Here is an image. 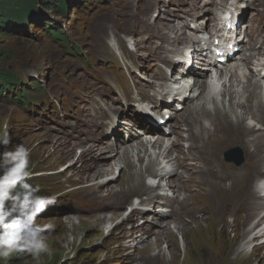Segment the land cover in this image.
Here are the masks:
<instances>
[{
	"label": "rangeland",
	"instance_id": "rangeland-1",
	"mask_svg": "<svg viewBox=\"0 0 264 264\" xmlns=\"http://www.w3.org/2000/svg\"><path fill=\"white\" fill-rule=\"evenodd\" d=\"M36 1L39 2L40 0ZM108 1L109 0H83L81 2L82 7H76L73 3H70L66 12L67 16L65 18L58 17L60 22L58 23V27H62L64 31H67V34L73 40L81 45H85V42H90V37L99 35L102 28L106 25H114L121 29L123 33L128 35L132 34L134 40H137L138 43H142L145 36L144 34H147V32L144 33V30L152 33L158 31V28L154 25L155 23L166 22L170 26L171 19H166L167 17L164 18L159 12H155L159 10L154 9L153 13H150L151 10H149V12H144L143 9L148 4H143L141 1L125 0L127 2L124 8H117L114 6L113 9L109 7ZM180 2L185 3V6L190 3L187 6V8H189L190 6L200 5L201 0H174L173 5L178 6ZM92 6L93 8H91ZM37 8L42 9L40 5H38ZM202 11H206L205 7L202 8ZM248 12L249 17L246 23H249L250 19L258 17L257 11L254 8L250 7ZM56 13L57 12H54L53 14L47 8L41 10L43 19H45V17L56 19ZM131 14L135 16L131 18ZM203 15L208 16L210 14L203 13ZM261 19H264V11L261 14ZM152 23L154 26L151 25ZM35 26L37 28H35ZM35 26H30L26 36H22L21 34L10 36L0 34V67L7 68L9 71L17 73L25 82H29L32 79L42 82V79V85L49 89L51 85L55 83L61 70L68 67V63L72 61V58L69 60L65 55L64 50L66 49L60 48L57 43L48 41L46 37L42 35V28L39 24H35ZM254 27H256L255 24H252L250 28V33L253 38L252 41H254L256 35V28ZM108 30L113 31L112 29ZM167 31L165 34L170 35ZM159 34L161 33L159 32ZM138 35L140 37H138ZM251 68L250 71L254 73L256 79L257 70L254 66ZM227 82L224 76L220 78L217 91L212 95L216 100V104L211 105L212 109L213 106L216 105L221 110L226 109L227 111H224L229 112V104L227 105V103H229L228 96H224L222 87L223 85L230 87V83ZM250 84L251 88L242 93L240 99H238L239 103L242 102V104H244L245 98L252 90H256L257 93L259 92V88L252 86L255 85V83ZM243 85L247 86L248 84H233L235 89L238 90L239 88V93L240 91L242 92ZM196 101L197 100H195V102ZM201 101L203 100L201 99L197 103ZM187 105L188 104L177 113L171 122L174 133L165 138L164 147L170 146L173 143L175 146L172 147L170 151L173 164H166L165 160L163 161V158L158 155V148L151 147V143H148L147 153L144 155L143 161L139 163L137 161L135 149L130 151V147H134L136 141L133 137L127 140L130 142L127 147L130 159L135 164L136 171L138 170L139 176L144 180L146 186H151V179H155L152 177H144V169L147 167L149 157L158 162L159 167H157V169H161V167H165L164 169L174 167L172 169V175L171 171H168L167 174L159 175L161 179L160 183L164 184V187H166L164 190L169 193H171L170 191H174L181 184H183L182 188L186 187L192 180L200 179L202 181H208L203 162L208 166V157L210 156L209 152L211 147L219 148V146L220 149L218 150L221 152V156L223 151L227 149L242 148V153L246 158L245 161L238 168L229 170L230 172L238 171L239 173L243 171L245 173L244 179L240 178L236 181L235 185L237 187H241L249 180H254L256 177V162L260 156L256 154L255 157L252 155L249 157V153L254 147L253 144L247 147L241 143V131L229 133L217 123L218 126L216 125L214 130L211 129L208 134H204V139L199 142L202 143L205 148L201 150H194L192 148L196 141L191 139V133H189V130H184L183 125V120L187 117L185 116L187 114V108L192 104L189 106ZM16 108L20 111L19 107ZM16 108L0 100V133L4 131L6 125L12 141L9 145L10 148H14L17 144L25 146L26 144L32 145L39 143L45 146L46 149L48 148L47 151L51 152L52 147L50 141H58L64 142L65 150L72 148V153L68 159H60V155L47 157L46 159L49 160L52 168L36 167L38 156L31 155L30 157V171L32 172V177L29 183L39 187L40 195L56 197L55 206L50 205L36 220L37 224L41 226L52 225V228H45L44 231L46 243L50 248V254H41L40 258L37 259L27 252L17 253L7 260H0V264H241L240 261H234L233 259V255H235L237 251L243 250L245 253H248L254 246L260 245H263L264 249V236H261L263 233L262 231H264V221L261 223L259 222L257 225L258 227L249 234L240 237L243 233V229L252 230V226L256 223L258 218L264 214V208L260 210L257 218L252 217L246 221L247 224L245 223V214L250 212L247 211V204L250 202L251 197L246 196L247 193H244L240 202L236 205H232V202L238 196L239 192H235L234 190V192L229 195H226L227 193L224 192V186H229L230 184V175L228 177L225 176V170L228 166L221 162L220 157L213 166L210 164V172L208 174L211 178L210 182L215 183V188L210 187L207 182H200V188L196 192L193 190L195 187L194 184L189 185L190 192H184V209L180 215V217H182L177 220L178 225L186 230V237H182L181 233L176 232V229H174L173 219H169L168 217L164 220L158 219L153 216L151 210V213L150 211L148 213H141L145 205H142V207L138 205V203L141 199L145 201L148 200L151 196L150 190L142 195L141 198L130 196L128 200H121L118 204L116 202H114V204L107 203V201H112L114 200L112 198L118 196H109V200H107L108 198L105 196V190L119 192V190L126 189L128 185L126 181L127 174L123 172L122 168L123 164L120 159H117L121 146L126 141H117L114 144V149L108 152L109 156L95 160L94 164L98 165L103 163L104 166L107 167L110 165L112 171L110 174L104 176L95 175L90 181L82 183L77 181L73 173L74 171H72L69 166L71 163L79 166L81 164L80 157L82 158L83 155L81 153L86 151V149L80 150L66 139V137L42 130L39 125L33 124L29 117L22 115ZM211 108L210 112L212 113L213 111ZM196 114L201 118L199 113L196 112ZM10 116H13L12 120L8 119ZM229 117L234 120L232 114H229ZM132 119V121H126L124 127L131 126L132 129L136 131L139 127L143 126L138 116ZM248 120L249 119H246L245 122H249L248 124L250 125L254 123L253 120L252 122H250L251 119ZM77 121L80 122L81 120ZM202 121H204V118H202ZM126 130L127 129L124 128V133L120 135V137L122 136L126 139ZM177 133H179V136H177ZM34 134H38L39 138L35 139V136L33 137ZM138 135L144 137L147 134L141 132L138 133ZM154 135L155 138L158 133ZM208 135H210V137L207 139ZM145 137H147V139H150V137L151 139L153 138V136L149 134ZM179 137L182 138V141L176 143V138L179 139ZM224 141L228 143L222 146L221 142ZM57 145L58 144H56V146ZM200 146L201 144L197 145L196 148ZM90 148H93V152L96 151V146ZM2 150L3 149L0 148V151ZM228 150L226 152H228ZM199 152L201 153L198 164H201L196 167V161L193 165L192 160ZM102 154L103 152L99 155ZM140 154L143 155V153ZM261 155L264 156V153H261ZM220 163L227 166V168H221V171H219L218 166ZM169 165H172V167H169ZM94 168L95 167H91L88 172H92ZM220 174L224 175L219 176ZM195 175L196 177L194 178ZM123 179L124 181H122ZM222 182L224 184H221ZM152 183H156V179ZM90 185L92 188H86ZM97 188L103 191H97ZM207 191H209L210 194H208ZM211 192L214 193L211 194ZM100 196L104 197L99 199ZM121 197L122 196L119 198ZM74 199L93 202L95 210L90 212L68 211L67 209L70 206L76 208ZM56 207H62L63 211L54 214ZM136 208L138 211L135 210ZM207 209L211 210L210 213L204 214V210ZM109 211H120L121 214L117 218L108 219L103 214ZM104 217L110 221L108 223H101ZM74 218L78 219L79 223H76ZM169 221H172L169 225L175 230L174 241L176 242L177 248L176 251H174L176 254L174 255L172 252V246L166 241V238L162 239L158 248L153 247V250L147 253V240H143L144 237H141L140 232L135 230V226L147 222L151 229L157 230L158 228L161 230L164 227L163 224ZM242 222H244L243 229L240 227ZM235 223H238L237 227L240 230V236L233 235L235 233ZM134 230L135 234L131 238L128 234ZM123 233H125V236L122 235ZM69 235L78 238L79 243L72 242L69 247H64V245L68 243ZM252 237H254V240H251ZM153 238L154 235L151 234V239ZM233 242H236L234 247L231 246ZM230 250L232 251L230 252ZM158 253L159 259L146 257L147 254L157 255ZM227 253H230V255L227 259H224ZM173 258L175 259V263H172ZM263 262V257H261L260 264H264ZM251 264H255V261H252Z\"/></svg>",
	"mask_w": 264,
	"mask_h": 264
},
{
	"label": "bare ground",
	"instance_id": "bare-ground-1",
	"mask_svg": "<svg viewBox=\"0 0 264 264\" xmlns=\"http://www.w3.org/2000/svg\"><path fill=\"white\" fill-rule=\"evenodd\" d=\"M143 10H144V12H149V10H152V4L146 5ZM166 19H170V18L167 17ZM151 25H153V23ZM154 25H155V27L158 28V31L161 33L160 35L163 37H167L168 40L179 42L184 38V36L181 33H179L178 30H176L172 27L171 23H170V26L166 22H157ZM166 31L170 35L165 34ZM191 41H193V40L191 39ZM164 60L167 61L168 59L165 57ZM257 65H259V63H257ZM204 71H206V70H204ZM202 73H204V72H201V75H202ZM248 74H250V73H248ZM230 76H231V80L229 79V81L227 82V83H230L229 84L230 87L225 86V85H223V86L221 85L223 87L224 96H228V102L229 103H227V105L229 104V112H226L227 111L226 109L221 110L216 105L213 106V109L211 108L212 107L211 105L216 104L215 103V101H216L215 97L212 95L217 91L218 82L210 85V83H212V81L209 82L207 80V76L203 77V80H202V78L192 79V82H191L189 87H190V89L194 88L195 90L188 92V94H189L188 96L190 98H189L187 106H189L190 104H192V105L187 108V111H186L187 114L185 115V116H188L187 122L189 124H191L192 126H195V131H191V135H190L191 139L193 141H196V143L193 145L192 148L194 150H201L202 148H205V146L203 147L202 143H199V142H201L202 139H204L203 133L208 132V129L206 128V126L204 125V122L202 121V118L207 119L210 122V124L213 125V127H215L217 125V123H219L226 132L236 133L238 131H241L242 132V135H241V137H242L241 141L242 142L241 143L247 147H248V145L253 144V147H254L252 149V151L249 153V157H250V155L255 157L256 154H258L260 156L256 162L257 165H256V169H255V174H256V176H261V175H264V156L261 155V153H264V87H259V85L256 82H253V83H255V85H252V86L259 88V92L257 93L256 90L253 91L251 89L252 92L245 98V102H244V104H242V102L239 103L238 99H240V96L242 95V93L246 92L247 90H249V88H251L249 78H247V80L242 83V84L247 83L248 85L242 86V92L240 91V93H241L240 94L238 92L239 88L237 90L233 86V84H235L233 82V80L237 81V79H236L237 75L230 74L229 77ZM164 88H168V85L165 84ZM195 91H198V93L195 94ZM201 99L203 101L197 103ZM195 100H197V101L195 102ZM253 102H254V104H253ZM200 104H202V105H200ZM210 108L213 111L212 113L210 112ZM224 110H226V111H224ZM196 112L201 115V118L196 114ZM228 113L233 115L234 120H232L229 117ZM102 115H103V112L97 111L93 115H90L88 120L91 123H93L94 120L99 119ZM8 119L12 120L13 116L8 117ZM246 119H249V120L251 119L250 122H252V120H253L254 123L250 125V124H248L249 122L248 123L245 122ZM128 130L130 131L129 137H127L126 139L123 138L122 136L120 138H118V135H117L115 137V140L113 141V144H112V145H114L117 141H119V142L126 141L121 146V149L118 153L117 159H120V161L123 164L122 168H123V172H126V174H127V180L126 181H127L128 185H127L126 189L119 190L120 194H119V192H116V191L110 192L109 190H105L106 191L105 196L108 198L107 200H109V196H111V197H114V195L118 196V197L112 198V199H114L112 201H107V203L114 204V202H116L118 204L121 200H128L130 196L141 198L142 195H144L147 191L150 190L151 196L148 198V200L145 201V200L141 199L138 203V205H141V206L145 205L144 209L141 210V213H144V212L148 213L149 212L148 209H151L153 212L152 213L153 216L157 217L158 219L164 220L167 217V213L161 214L159 211H157L158 209H160L156 206V204H158V202L156 203L153 200V196L158 191H162L164 189V184H158L156 186V191H151V186H149V187L146 186L144 180H142V178L139 176L138 170L136 171L135 164L130 159L129 151L127 149L130 142H128L127 140L131 139V137H133V139L136 141V145L134 147H130V151L135 149V152L137 154V161L139 163H141L143 161L144 155L147 153L148 143L149 144L151 143V147L158 148V155L163 158V161L165 160L166 164L167 163L173 164L172 157L170 155V151L172 150V147H175L174 143L171 144L170 146L168 145V146L164 147L165 138L167 136L164 134L158 133V135L154 138L155 135L152 134L151 130L148 128L139 127L135 131L132 129L131 126H129ZM141 132H143L147 135L148 134L152 135L153 138L151 139V137H150V139H147V137H145L147 135H145L144 137H140V135H138V133H141ZM179 133H177V136H179ZM90 134H91V137L94 138V141H95V143L92 144L90 147L96 146V149H95L96 153L93 152V148L89 147L86 149V151L81 153L83 155H82V158L80 157L81 164L79 166L75 165L74 163H71L69 166V168L72 171H74L73 173H74V176L76 177L77 181L82 182V183L90 181L95 175L96 176H104V175H108L112 172L110 165L107 167V166H104L103 163L98 164V165L94 164L96 159H99V158L105 157V156H109L108 152H110L112 150L111 144L110 143H104V142H103L104 144H98V142L96 140L97 135L94 133V128L91 130ZM34 136H35V139L39 138L38 134H36V135L34 134L33 137ZM209 137H210V135H208L207 139ZM101 138L103 140H106L107 137L103 135ZM151 140H152V142H151ZM178 141H182V138L181 137H179V139L176 138V143H178ZM50 142H51V147H52L51 152L47 151L48 148L46 149L45 146H42L39 143L32 144V145L31 144L25 145V147L30 149L31 155H37L38 156V162H36V167L52 168L51 164L49 163V160L46 159L49 156L60 155L59 156L60 159H68L71 156L72 148L65 150L64 144H63L64 142H58V141H50ZM198 143L201 144V146L199 148H196V146L199 145ZM226 143H228V142L227 141L221 142V145L223 146V144H226ZM230 143H231V141H230ZM56 144H58V145L56 146ZM162 148H163V150H162ZM83 149H85V148H83ZM218 149H220V146H219V148L211 147V150L209 152L210 156L208 157L209 158V160H208L209 165L206 167V172L208 174L210 172V164H211V166H213L216 163V161L219 159V156H221L220 155L221 152ZM102 152H103V154L99 155ZM140 153H143V155H141ZM158 165H159L158 162L152 160V158L149 157L147 167H146V169H144V172H145L144 177L155 178L156 176H159L161 174H167L168 171H171V175L173 174L172 169L174 167L170 168V169H164L165 167L164 168L161 167V169L160 168L157 169V167H159ZM219 166H221V168H227V166H224L221 163L219 164ZM91 167H95V168L93 169L92 172L89 173L88 170ZM169 167H172V165H169ZM223 175L224 174H220L219 176H223ZM229 175H230V184H229V186H224V192L227 193L226 195L233 193L234 190H235V192H239L238 196L232 202V205L238 204L244 193H247L246 196L251 197L250 202L247 204V209H248L247 211H250V212L245 214L246 216H245V220H244L245 223L247 224L246 221H248L252 217L257 218L260 210L264 208V194H262L263 193L262 192L263 187H261V186H259L258 188L256 187V179L249 180L246 182V184H243L241 187H237L235 185L236 181L240 178L244 179L245 173L243 171L242 172L240 171L239 173H238V171H231L230 172L229 169L227 168L225 170V176L228 177ZM122 181H124V179ZM205 182H207L210 185V187H212V188L215 186V183H211L210 181H205ZM253 183H255V184H253ZM86 188H92V187L90 185V186H87ZM207 190H209V189H207ZM97 191H103V190H99L97 188ZM207 193L210 194L209 191H207ZM213 193L211 192V194H213ZM120 196H122V197L119 198ZM102 197H104V196H100L99 199H102ZM182 201L183 200H181L180 202H182ZM135 210L138 211L137 208ZM156 211L160 215L155 213ZM150 213H151V211H150ZM120 214H121L120 211H117V212L116 211H109V212H105V214H103V215L108 219H111V218L113 219V218H117L118 216H120ZM105 217L101 221V223H105V222L108 223L110 221V220L105 219ZM173 220H174V229H176V232H180L182 237H186L185 228L183 229L178 225V222H177L178 219H173ZM156 221H157V219H156ZM263 221H264V214L258 218L256 223L252 226V230L251 229L247 230L246 228L243 229L244 222H242L240 227H242L243 233L241 234V236H240V230L237 227L238 223H235V229H234L235 233L233 235L234 236L239 235L240 237L245 236V235L249 234L251 231H253L255 228H257L258 227L257 225L259 224V222L261 223ZM171 222L172 221H169L166 224H163L164 227L161 230L158 228H157V230L151 229L147 222H144L142 225L135 226V230L136 231L138 230L140 232V236L144 237L143 240H147V243H146L147 253H149L151 250H153V247L158 248L162 239L166 238V241L169 242L170 245L172 246V249H173L172 252L174 253V255L176 254L175 251H176L177 246H176V242L174 241L175 230H173L171 228V226L169 225ZM135 230L129 232L128 235L131 236V238L135 234ZM262 232L263 233L261 236H264V231H262ZM151 234L154 235L153 239H151ZM122 235L125 236V233H123ZM251 240H254V237H252ZM235 245H236V242H233L231 246L234 247ZM231 251L232 250H230V252ZM229 255H230V253H227L225 255L226 257H224V259L225 258L227 259ZM233 256H234L233 257L234 261H236V260L240 261L241 264L242 263L251 264L252 261H255V264H260L261 257H263V261H264L263 245L254 246L252 248V250L248 253H245L243 250H239ZM146 257H154V258L159 259V253L157 255L147 254ZM174 260L175 259L173 258L172 263H175ZM150 261H151V259H150ZM223 261H225V260H223Z\"/></svg>",
	"mask_w": 264,
	"mask_h": 264
},
{
	"label": "clouds",
	"instance_id": "clouds-1",
	"mask_svg": "<svg viewBox=\"0 0 264 264\" xmlns=\"http://www.w3.org/2000/svg\"><path fill=\"white\" fill-rule=\"evenodd\" d=\"M107 42L119 56L117 41L111 33ZM11 143L5 125L0 133V148L3 149L0 151V260L22 252L39 259L41 254H50L44 231L52 225L41 226L36 220L55 203L56 197L40 195L39 187L29 183L32 177L30 149L22 144L10 148ZM260 185H264V181H258L257 187ZM74 221L79 223L76 218ZM72 242L79 243V239L69 235L64 247Z\"/></svg>",
	"mask_w": 264,
	"mask_h": 264
},
{
	"label": "trees",
	"instance_id": "trees-1",
	"mask_svg": "<svg viewBox=\"0 0 264 264\" xmlns=\"http://www.w3.org/2000/svg\"><path fill=\"white\" fill-rule=\"evenodd\" d=\"M40 1L50 4L49 0ZM32 2H36V0H0V26L9 28L12 23L14 27H19L24 15H28V6ZM66 2L67 0H54L55 4L52 8L64 12Z\"/></svg>",
	"mask_w": 264,
	"mask_h": 264
},
{
	"label": "water",
	"instance_id": "water-1",
	"mask_svg": "<svg viewBox=\"0 0 264 264\" xmlns=\"http://www.w3.org/2000/svg\"><path fill=\"white\" fill-rule=\"evenodd\" d=\"M228 160L237 162L239 157H226Z\"/></svg>",
	"mask_w": 264,
	"mask_h": 264
}]
</instances>
